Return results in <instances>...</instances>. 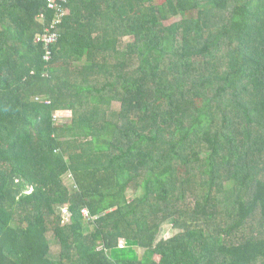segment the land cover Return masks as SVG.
<instances>
[{"label": "trees", "instance_id": "1", "mask_svg": "<svg viewBox=\"0 0 264 264\" xmlns=\"http://www.w3.org/2000/svg\"><path fill=\"white\" fill-rule=\"evenodd\" d=\"M68 9L0 0V264H264V0Z\"/></svg>", "mask_w": 264, "mask_h": 264}, {"label": "built area", "instance_id": "2", "mask_svg": "<svg viewBox=\"0 0 264 264\" xmlns=\"http://www.w3.org/2000/svg\"><path fill=\"white\" fill-rule=\"evenodd\" d=\"M68 3L69 0H47V11L49 12V18L47 17V14L44 13L38 18L39 22L43 24L45 28L43 33L36 38V41L39 45L43 46V59L47 63L52 60L53 48H55L54 46L59 40L60 25L62 24L64 17L69 14ZM46 103L50 104L49 102ZM55 115L54 119L58 122V120L55 118Z\"/></svg>", "mask_w": 264, "mask_h": 264}, {"label": "rangeland", "instance_id": "3", "mask_svg": "<svg viewBox=\"0 0 264 264\" xmlns=\"http://www.w3.org/2000/svg\"><path fill=\"white\" fill-rule=\"evenodd\" d=\"M179 19H176V20H173L172 22H174V21H178ZM172 22H170V23H172ZM169 24V23H168ZM55 118L58 120V122H62L61 124H64V123H66L67 122V120H69V119H64V118H62V117H60V116H58V115H55ZM70 179L67 177L66 178V182L67 183H70ZM63 214L65 215V221L66 222H68V215H67V211H65V212H63ZM175 230L173 229V225L172 224H170V223H168V224H166L164 227H163V232L161 233V239H165V238H169V237H172L173 235H175ZM123 244V243H122ZM52 250H53V253L54 254H56L58 251H59V248L58 247H56V246H53L52 247ZM139 253H140V255H142V253H143V250H140L139 251Z\"/></svg>", "mask_w": 264, "mask_h": 264}]
</instances>
